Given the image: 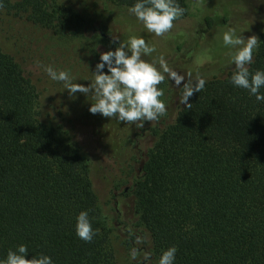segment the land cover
Here are the masks:
<instances>
[{"label": "trees", "instance_id": "obj_1", "mask_svg": "<svg viewBox=\"0 0 264 264\" xmlns=\"http://www.w3.org/2000/svg\"><path fill=\"white\" fill-rule=\"evenodd\" d=\"M178 2L189 15V1ZM0 8L63 36L92 26L59 0H0ZM215 20L205 17L208 27ZM256 36L253 72L264 69V31ZM233 69L226 60L198 72L206 83L190 108L183 95L197 73L182 77L175 114L144 122L139 134L150 140L139 147L135 179L113 191L105 213L93 180L105 176L102 156L40 118L34 78L0 47V259L25 244L29 259L44 253L53 264H118L111 245L118 228L142 256L136 264H158L173 245L175 264H264V102L230 83ZM120 198L131 199V219L122 217ZM85 210L99 230L90 243L76 235Z\"/></svg>", "mask_w": 264, "mask_h": 264}, {"label": "rangeland", "instance_id": "obj_2", "mask_svg": "<svg viewBox=\"0 0 264 264\" xmlns=\"http://www.w3.org/2000/svg\"><path fill=\"white\" fill-rule=\"evenodd\" d=\"M188 1L190 14L174 21L172 30L159 37L148 33L143 24L128 12L129 7L117 6L114 0H59V3L87 16L92 23V26L68 36L0 8V47L22 61L34 78L40 93V118L67 130L69 136L91 145L102 156L105 176L103 173V176L95 174L93 180L105 213L112 207L113 191L117 189L120 192L123 186L134 181L139 147L147 149L150 135L139 134L143 121L127 124L99 113L92 114L89 108L95 101L91 95L87 97L79 92L69 95L61 82L50 80L43 66L70 71L78 83L87 86L90 84L88 80L94 79L92 72L100 62V54L113 50L110 39L117 37L127 42L130 36L143 35L146 42L156 48L151 56L143 58L158 61L163 56L167 67L177 77H183L228 60V49L222 40V33L228 27L236 28L245 38L264 31V16H259L262 0ZM207 15L216 19L213 27H208ZM101 31L108 38L101 36ZM178 45H182V50H177ZM164 76L158 87L163 89L160 99L165 103L166 113L159 120L167 122L176 112L183 78L177 83L169 73L165 72ZM120 202L122 217L131 219V199L120 198ZM126 239L118 228L113 230L111 245L115 249L117 263L136 264L142 256L138 252L137 259L131 260L129 253L132 248Z\"/></svg>", "mask_w": 264, "mask_h": 264}, {"label": "clouds", "instance_id": "obj_3", "mask_svg": "<svg viewBox=\"0 0 264 264\" xmlns=\"http://www.w3.org/2000/svg\"><path fill=\"white\" fill-rule=\"evenodd\" d=\"M185 11L178 0H136L128 8V12L143 24L148 33L158 37L169 33L174 21L181 18ZM222 40L228 49V62L234 64L230 83L247 90L258 102H264V92H261L264 88V69L250 70L254 63V51L262 41L256 35L245 38L234 27H228L222 33ZM117 41L119 44L115 50L100 54V62L92 72L94 79L88 80L90 84L87 86L78 83L70 71H57L51 65L43 66V70L50 80L61 82L69 95L74 96L77 92L87 97L91 95L95 101L89 108L92 114L99 113L127 124L157 120L166 113L165 103L160 99L163 89L158 87L165 79L164 73L177 79V83L182 77H177L167 67L163 56L158 61L155 58H143L156 51L155 45L146 42L143 35L130 36L127 42L114 37L112 42ZM205 83V79L197 73L194 86L185 87L183 103L188 108L191 107L189 98L194 92H200ZM93 219L87 210L81 211L76 217V235L88 243L99 232L93 227ZM136 242L140 243V239L137 238ZM177 252V246H170L162 252L158 264H175ZM29 253L28 246L21 244L15 250H9L6 258L0 259V264H53L52 257L47 254L36 253L29 259ZM137 253L138 249L133 247L129 253L131 260L137 259Z\"/></svg>", "mask_w": 264, "mask_h": 264}]
</instances>
